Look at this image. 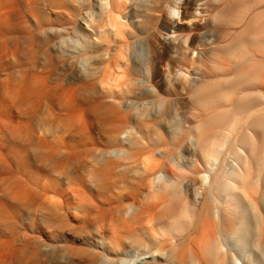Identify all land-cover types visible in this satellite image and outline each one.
<instances>
[{"label": "rangeland", "instance_id": "374dc122", "mask_svg": "<svg viewBox=\"0 0 264 264\" xmlns=\"http://www.w3.org/2000/svg\"><path fill=\"white\" fill-rule=\"evenodd\" d=\"M1 1L3 6L6 1L10 2V0ZM11 1H14V4L10 2L11 6L9 8L7 5L4 7L1 5L3 7L2 12L5 11L2 19L4 17L5 22L7 18L8 27L9 25L14 27L10 26V28H13L10 30L7 27V23L5 22V25L3 21V25L6 28L3 25L0 27V47L1 45L4 47L7 45V48L2 47L3 51L4 49L5 51L0 52V64L4 63V65L0 66V102L4 103V105L0 103V134L4 136L3 138L0 135L2 139L0 141L4 145L0 144V147L3 146L0 158L6 159L4 160L6 165L4 166V162H1L3 159H0V264H3V262L4 264H136L135 261L143 257H149L150 252L168 253L176 247L180 251H185L184 249H187L190 244L195 248L197 247V251L201 254L202 250L206 248L207 237L211 233L207 230L205 234L207 228L205 226V214L215 202L214 198H212V192L215 194L217 192L216 195H218L219 200L222 203L224 202V206L230 207V211L233 209L231 204L233 203V206L236 205V201L240 202L248 211L250 210L253 219L260 226L259 237L262 241L261 246L264 248V133L260 132V134L255 135L250 127L251 119L244 113H242L243 116H239L241 114L237 110L236 99L234 98L233 100L231 96L225 97L228 100L223 97L225 102L221 98L220 101L224 103L216 104L217 106L215 105L216 102L212 103L209 110L208 108H200V110L198 106L195 107L190 97V93L194 89L190 86L192 83L186 82L179 75V71L185 66L184 68L197 70L195 77L199 78V82L207 75L209 77L207 76L205 79L212 82V85L232 77L237 69L235 67L237 65L236 61L215 53L211 55L209 52H214L213 49L218 46L212 45L213 48L209 46V50L200 47L201 37L206 35L210 40H214V43H218L219 40V43L224 41V44H226L233 34L241 32L244 29L243 27L253 21L252 24L254 23L255 27L258 28L254 32L255 37L264 39L262 37L264 36V25H261L264 24V0H130L125 12L127 21L125 18L123 21L124 24L125 21L128 23L125 24L127 26H123L115 18L111 19L98 11V9H95L98 17L94 19L95 21L93 20L94 25L92 24V28L94 27V33L97 36L102 37L101 43L106 44L104 41H107V44L110 43L108 44L109 47L110 45L112 46L110 49L107 47L111 51L109 53L107 49V53L110 54V56L108 54L109 57H105L106 51L102 52L104 49H100V52L89 48L86 49L80 40L79 26H87L84 21V18L88 16L86 15L87 5L84 0ZM91 1L96 4L100 0ZM8 5L10 4L8 3ZM224 6L228 9L227 12L229 14L226 13L220 18L218 16L221 10H227ZM230 7L233 8V13H231ZM235 7H237L236 10ZM91 8L94 9V6ZM171 8L179 10V17L170 13ZM6 11L9 14L12 11L10 16L6 14ZM215 14L218 19L220 18L219 20ZM13 15L17 18L14 19ZM5 16L7 17L5 18ZM11 19L13 24H11ZM216 20L217 22L215 23ZM14 21L18 23L16 22V24ZM112 23L116 25L115 27L119 31L128 33L131 29L130 31L135 35L125 42L121 41L123 40L122 38L119 40L120 37L114 35ZM171 23L179 24L178 34H180L179 38L181 41L187 36L193 39V43H191L192 51L203 52L202 57H204L201 60L197 59L198 61L192 64L183 60L182 44L180 42L173 43L174 35L169 34L167 30ZM20 25L24 28L28 27L25 30ZM52 28L56 29V32L54 30V33H52ZM50 31L52 34L49 33ZM126 35L129 37V34ZM30 36L32 42H34L33 39L36 37L34 44L31 40H28ZM14 38L17 39L15 40ZM114 41H116V44ZM25 42H27L26 46ZM27 46L32 48L30 49L29 47L27 49ZM14 47H16L15 51ZM33 48L35 49V55ZM54 49L56 51L60 50L58 52L62 56ZM22 50L26 54H22ZM28 50L31 55L28 54ZM11 51L12 53L14 52V56H12ZM86 51H88L87 56ZM6 52L9 57L8 54L4 55ZM119 54L122 56L120 57ZM248 54H252L253 63L245 64L244 68L242 67L241 69L242 71H240L246 70V72L256 76L253 84H251L255 88L253 94H256L255 97L261 100L258 102L261 105L258 106L259 109L256 108V112L264 115V44L250 48ZM15 55L17 58H15ZM50 55L53 57V61ZM123 55L130 60L128 66L123 61L125 59ZM77 57L79 58L77 59ZM86 57H88L89 61L91 60V62L88 61L87 65L89 70L80 67V60L83 61ZM7 58H9V62ZM122 58L124 59L122 60ZM4 59L7 64L5 61L3 62ZM30 61H34V63L30 64L32 63ZM45 63H49V65H44ZM44 66L50 71L46 69L50 74H48L49 77L45 76L47 72L43 71L45 70L43 69ZM41 68L43 70H39ZM34 69H36L37 73ZM38 71L43 72L42 75L46 77L45 81H43L44 76L43 78L40 76L42 72L39 75ZM82 71L86 72L83 73ZM32 72L38 74L36 75V80ZM23 75L25 78H23ZM32 77L35 82L38 81V85L35 82L33 83L35 87L30 84L33 82H31ZM218 77L222 78V80ZM7 80L8 82L5 84ZM17 80L18 82H16ZM14 82L18 83V85L20 83L19 87L17 85L14 88ZM40 83L43 85L41 86ZM11 84L12 86L10 87ZM27 84L28 87L30 84L32 89L38 86L35 90L33 89L35 94L31 90L30 93L26 90ZM86 84L94 86L95 91H93L94 89L92 91L85 89ZM6 86L8 87L7 90L10 87V93L12 90L14 92L16 88L20 89L22 87V89L19 90V94L17 89L15 96L10 97V94L7 93L8 91L5 95ZM30 87L29 89H31ZM40 90H43V92ZM38 92H41L39 93L40 95L37 94ZM21 93L22 95H20ZM42 93L43 95H41ZM12 94L14 95V93ZM25 94L30 96V98L25 97ZM19 95L28 100L18 97ZM4 96L13 99L9 101ZM60 96H63L62 98L65 97L62 100L66 104L61 103ZM33 97L35 99L31 100ZM14 99H17V103L21 104L22 106H20L23 108L17 107L18 104ZM73 99L76 101L73 102ZM20 100L25 102L26 105L28 104V107L25 103L22 104ZM70 101L71 103H69ZM113 101L116 102L114 103ZM31 102L33 104L37 102L35 106L33 105L34 108H32ZM106 103L109 107L110 104L114 106L108 107L109 110L114 108L113 113L109 110L107 111ZM3 106L5 108L4 111H2ZM14 106L21 110L19 112L18 110L14 111ZM45 106H49V108H45ZM98 106L107 114L105 112L102 113V109L99 110ZM214 107L219 112L214 110ZM11 111L13 114L9 115ZM215 111L216 113H222L224 124H220L218 127H211L210 121L213 114L215 115ZM90 112L92 113L90 114ZM235 112H238L236 114V116L238 115L237 117L234 115ZM5 113L9 115H7L8 119L6 115V118L4 117ZM15 116H17V119ZM24 117L28 118V120ZM239 117L241 118L238 119ZM3 118L5 119L3 121L4 124L1 122ZM6 120L14 121V127L12 126L13 123L10 125L9 121L5 122ZM45 123L47 125L51 124V126H48V128ZM5 124L11 131L14 130L16 132L19 129V132L16 133L21 134V139L24 136V140L17 139H20L19 134L12 132L14 135H9L7 127L4 128ZM17 124H21V127H16L18 126ZM23 124L26 125L24 126ZM43 126H45V129H49L44 135L47 139L45 137L44 139L42 138L44 132L40 133L43 130L45 131ZM23 130L25 131L23 132ZM202 130L203 132L206 130L204 132L205 135L209 134L214 137L210 136V142H213V144H209L214 146V148L208 146L205 151L200 150L198 136ZM118 132L119 137L116 141L113 136L118 134ZM47 133L51 135L50 138ZM252 133L257 139L255 143L248 141L243 144L240 140L243 135ZM8 135L13 136V139L16 138V135V143H14V140H10L12 138ZM38 137L44 141L46 139V143L41 140L45 145L49 144L48 147L50 145L53 147H50L53 150L51 153L49 152L51 151L50 149L47 150L48 147L43 151L45 147L43 143L44 146L38 141V143H33ZM5 138H8L7 140L11 144L5 141ZM17 141L19 144H17ZM3 142L8 144V147ZM12 144L14 147L16 145V147L12 148ZM41 146L43 149H41ZM35 147H37L36 149L39 147L41 152L48 154H42ZM6 148L7 150H4ZM9 148H12V150L10 151ZM20 149L21 152L24 150L23 154L20 152L22 154L21 157L25 153L27 156L21 158L20 154H18ZM25 149H27L28 153ZM210 150L215 152V154L217 153L210 158L212 160L208 158ZM14 151H16V156L13 155ZM10 152H13L11 158L9 157ZM39 152L43 156H39ZM4 153L5 156L7 155L6 158L3 157ZM237 154L240 156H237ZM41 157L44 158L42 161ZM56 157L57 159L58 157L63 159V161L58 159L57 163ZM34 161H38V165L41 162L48 164L50 161L56 166L59 164L60 167L58 169L55 166V168L51 167L52 164L50 163V167L45 164L47 171H50L48 173L43 163V165L40 164L41 168L39 169V167H36L37 163L35 166ZM60 161L62 162L59 163ZM214 163H216L215 166ZM7 164L9 165L7 166ZM17 164L18 166L20 164V168L23 169H20ZM32 165L35 167L31 168ZM6 166L8 169L9 167L10 169L12 168L13 171L8 170ZM3 167L9 172L6 169L4 171ZM25 167L27 171L24 169ZM48 168L51 169L48 170ZM22 170H25L28 175H24L25 173ZM229 170L230 172H228ZM42 171L45 172L43 173ZM61 171H64V174L61 175ZM19 172H22L23 175ZM18 173L23 176V179L26 178L28 182L25 179L23 181ZM224 173H228V175L224 176L225 180H221ZM8 174L9 176H7ZM35 174H40L38 175L40 179L44 174L47 180L44 176V179L40 180ZM157 174L163 176L161 182L158 183L155 181ZM16 175L19 177H16ZM13 178H18L21 183L19 182L17 186L16 179L13 181ZM11 180L13 181L12 184ZM21 184L22 187L20 186ZM174 184L179 187H174ZM42 185L45 188L42 189ZM9 186H12L13 190ZM218 187L221 189H219L220 192L216 189ZM25 191H27L26 195L29 196H25ZM29 192L31 196L28 194ZM26 198H29V201ZM196 198L200 202L196 201ZM153 204L158 206L157 212L160 214H165V210H167V213L171 212L172 215L169 213L171 219L162 224L154 222V219L151 222L149 218L154 217L153 212L155 210H150L149 207L153 208ZM195 204L197 205L195 206ZM173 210L176 211L173 212ZM187 215V218L190 219L191 217L192 225L189 223V219L187 220L186 218V222L190 226L185 232V235L189 234L188 237H185V240L183 238L184 235L181 236L183 239L181 240L166 234L165 230L169 231L170 225L180 232V222H177L180 221L179 219L182 216V218H185ZM202 224L206 228H203ZM213 232L218 235L216 229ZM175 233L178 234L177 231ZM113 235H116V237L119 235L122 241L119 240V237V239L115 237L120 241V248L112 247L113 250H109L113 252L110 258L111 261H107V258L103 257V253L96 248V244L105 243L104 245L107 244L106 246L109 247L111 243L107 237ZM256 252H260V250L256 248ZM148 260V262H151L148 264H155L152 259Z\"/></svg>", "mask_w": 264, "mask_h": 264}, {"label": "bare ground", "instance_id": "6f19581e", "mask_svg": "<svg viewBox=\"0 0 264 264\" xmlns=\"http://www.w3.org/2000/svg\"><path fill=\"white\" fill-rule=\"evenodd\" d=\"M29 0H27V2H28ZM32 1V0H31ZM85 1V4L87 5V14L86 15H88L87 17H85L84 18V21H85V23L87 24V26L85 25H81V26H79V29H78V32L80 33L79 35H80V37H81V41H82V43H83V45H84V47H86V49L87 48H89V49H93V51L94 50H96V51H99L100 49L102 50V49H104L102 52H104V51H106V55L105 54H103V55H105V57H107L108 56V54L111 52L109 49L112 47L111 45H110V47H109V45L108 44H110V43H108L107 44V41H104V42H106V44H104V43H101V38L102 37H99V35L97 36V34H95L94 33V31H95V29H93L92 28V24H93V20L95 19V18H97L98 17V13L97 12H95V9H98V11H100L101 13H104V15H107V17H110L111 19H113V18H115L118 22H120L121 24H123V26H127V25H125L127 22V17L125 18V12H126V10H127V6H128V3L130 2V0H100V1H98V2H96V4L94 3V2H92L91 0H84ZM240 1V0H239ZM10 2L12 3V4H14V1L12 2L11 0H10ZM10 2H8V1H6V3H3L4 4V6L5 5H7L8 6V8H9V6H11V3ZM8 3L10 4V5H8ZM26 3V2H25ZM233 3V2H232ZM239 4H241L240 2H238ZM237 3V5H239ZM244 3V2H243ZM249 3V2H248ZM15 4H16V1H15ZM261 4V3H260ZM1 5H2V1L0 0V19H2V16L4 15L3 13L5 12H2V8L4 7L3 5V7H1ZM95 5H96V8H95ZM250 5V4H249ZM6 6V7H7ZM94 6V9L93 8H91V7H93ZM231 6V5H230ZM236 6V5H235ZM245 6V5H244ZM24 7V6H23ZM168 7V6H167ZM225 7V6H224ZM233 7V6H232ZM232 7H230L231 8V13H233L232 12ZM253 7V6H252ZM100 8V9H99ZM226 8V7H225ZM236 8L237 7H235V10H236ZM227 9V8H226ZM240 9V8H239ZM4 10V9H3ZM9 10V9H8ZM10 11V10H9ZM97 11V10H96ZM170 13L172 14V15H175V16H178L179 17V15H180V13H179V10L178 9H170ZM228 9L227 10H225V9H222L221 10V12L219 13V16L218 17H220V18H222V16H224L226 13L227 14H229L228 12ZM8 11H6V14H9V12L7 13ZM12 12V11H11ZM11 12H10V14H11ZM17 13H18V11H16ZM16 12H15V15H16ZM23 12V11H22ZM100 12H99V14H100ZM229 12H230V10H229ZM258 13V12H257ZM10 14L8 15V16H10ZM15 15H13V17L15 16ZM130 15V14H129ZM25 16V15H24ZM126 16H127V14H126ZM215 16H216V14H215ZM7 16H5V18H6ZM105 17V16H104ZM252 17V16H251ZM257 17V16H256ZM15 18H17V17H14V19ZM20 18V17H19ZM124 18L126 19V21H125V24L123 23V21H124ZM216 18H217V16H216ZM219 18V19H220ZM226 18V17H225ZM255 18V17H254ZM7 19V18H6ZM6 19H5V22H6ZM131 19V18H130ZM183 19V18H182ZM218 19V18H217ZM218 19V20H219ZM224 19V18H223ZM8 20V19H7ZM12 20V19H11ZM226 20V19H225ZM1 21V25H0V27H2V25H3V22H4V17H3V19L2 20H0ZM3 21V22H2ZM95 21V20H94ZM4 22V24L6 25V23ZM15 23L17 22V21H14ZM25 22H27V21H25ZM217 22V20L215 21V23ZM252 22L253 21H251V23H248L245 27H243L242 29V31L241 32H239V33H237V34H233V36H231V38H230V40H227L228 42H226V44H224V41L223 42H221V43H219V40H218V43L216 44V43H214L215 41L214 40H210L209 38H208V36H206V35H203L202 37H201V46L200 47H203V48H207L208 50H209V46H211L212 48H213V46H215V45H217L218 47H216V48H214L213 50H214V52H209L211 55H213L212 53H215L216 55L218 54L219 56L220 55H223V57H225V58H230V59H232V60H235L236 61V63H237V65L235 66L237 69H236V72L234 73V75L232 76V77H230V78H228V79H225V80H222V78H220V77H218V78H220L222 81H220L219 83H214V85H212L213 83L212 82H210V81H208V79L206 80L205 78H207V76L206 77H203V79L202 80H200V82H199V78H197V77H195V74L197 73L196 71L197 70H191V68L190 69H188V68H184V67H182L183 69H181L180 71H179V75H180V77H182L186 82H188V83H192L191 85L190 84H188V85H190L191 87H193L194 89H193V91L190 93V97H191V99H192V102H193V104L195 105V107L196 106H198L199 107V109L200 108H202V109H207L208 108V110H209V107H210V105L212 104V103H215V105L217 104H219V103H221L222 101H220L221 100V98H222V100L224 101V99H223V97L225 98V97H229V96H231V97H233V100H234V98L236 99L235 100V104H236V107H237V110H238V112L240 111V114L241 115H239V116H243V114L242 113H244V114H247L248 116H249V118L251 119V122H250V127H251V129L253 130V132L255 133V135H258V133L260 134V132H262V133H264V115H260V112H256V108H258V106L259 105H261L260 103H258L259 102V100L260 99H257V97H255V95L253 94V90L255 89L254 88V86H251V84H253V81L255 80V78H256V76L254 75V74H252V73H248V72H246V70H243V72H241L242 70V67L245 65V64H247V63H250V62H252V57H251V55L252 54H248V52H249V49L250 48H253V47H255V46H257V45H260V44H264V39H257L255 36V34H254V32L256 31V29H258V28H256L255 27V25H254V23L252 24ZM259 22V21H258ZM10 23V22H9ZM18 23V22H17ZM16 23V24H17ZM21 23V22H20ZM115 23V22H114ZM11 24H13V20H12V23ZM113 24V23H112ZM118 24V23H117ZM128 24V23H127ZM94 25V24H93ZM262 26L264 25V24H261ZM10 26L12 27L13 25H9V27H8V23H7V27L8 28H10ZM21 26V25H20ZM19 26V27H20ZM24 26V25H23ZM116 25L115 24H113L112 25V29H113V31L115 32V34L114 35H116V37H120V39L119 40H121V38L123 39V40H121V41H123V42H125V41H127L130 37H133L135 34L133 33V32H131L130 30L128 31V33H126V32H122V31H119L118 29H116L117 27H115ZM3 27H5L4 25H3ZM14 27V26H13ZM22 27V26H21ZM27 27L28 26H26L25 28L27 29ZM179 24L177 23H171V26H169L168 27V33L169 34H172V35H174V38L172 39V42L173 43H181L182 44V50H183V53H184V56H183V60L184 61H186V62H190V64H192L193 62H197L198 60H201L203 57H202V55H203V52H197V51H192V48H191V43H193V39H191L190 38V36H187L186 38H184L182 41H181V39L179 38L180 37V34H178V32H179ZM225 27V26H224ZM230 27V26H229ZM6 28V27H5ZM4 28V29H5ZM23 29H25L24 27H22ZM120 28V27H119ZM13 28H10V30H12ZM15 29V28H14ZM17 29H19L18 27H17ZM22 29V30H23ZM25 29V30H26ZM53 29V28H52ZM51 29V31H52V33H54V32H56V29H53L52 30ZM92 29V30H91ZM121 29V28H120ZM55 30V31H54ZM97 30V29H96ZM124 30V29H123ZM222 30V29H221ZM234 30H236V29H234ZM5 31V30H4ZM15 31H17V30H15ZM28 31V30H27ZM30 31V30H29ZM51 31L49 32V33H51ZM54 31V32H53ZM238 31V30H237ZM2 32V31H1ZM13 32V31H12ZM44 32V31H43ZM42 32V33H43ZM122 32V33H121ZM223 32V31H222ZM227 32V31H226ZM28 33V32H27ZM51 33V34H52ZM205 33V32H204ZM219 33V32H218ZM224 33V32H223ZM232 33V32H231ZM231 33H229V34H231ZM263 33V32H262ZM12 34V33H11ZM16 34V33H15ZM30 34H31V32H30ZM120 34V35H119ZM126 34H129V37L126 35ZM184 34V33H183ZM192 34V33H191ZM10 35V34H9ZM20 35V34H19ZM28 35V34H27ZM78 35V36H79ZM171 35V36H172ZM199 35H200V33H199ZM228 35V34H227ZM186 36V35H185ZM217 36H218V34H217ZM221 36V35H220ZM9 37V36H8ZM196 37V36H195ZM262 37H264V36H262ZM18 39H19V37H17ZM16 38V39H17ZM28 38V37H27ZM15 39V38H14ZM13 39V40H14ZM15 39V40H16ZM105 39V38H104ZM220 39V38H219ZM12 40V41H13ZM29 41L31 40V36H30V39H28ZM35 40H36V37H35V39H33V41L35 42ZM38 40V39H37ZM79 40V41H80ZM108 40H110V39H108ZM115 40H116V38H115ZM199 40V39H198ZM7 41V40H6ZM11 41V40H10ZM18 41V40H17ZM28 41V42H29ZM102 41V42H103ZM120 41V42H121ZM214 41V42H213ZM5 42V41H4ZM13 42H15V41H13ZM13 42H12V44H13ZM31 42H32V40H31ZM31 42H29V43H31ZM34 42H32L33 44H34ZM110 42V41H109ZM116 41H114V43H115ZM3 43V42H2ZM11 43V42H10ZM17 43V42H16ZM1 44V43H0ZM7 44V43H6ZM26 44H27V42H25V46H26ZM116 44V43H115ZM121 44V43H120ZM5 45V44H4ZM14 45H15V43H14ZM31 45V44H30ZM50 45H51V43H50ZM55 45H57V44H55ZM54 45V46H55ZM82 45V44H81ZM125 45V44H124ZM213 45V46H212ZM9 46V45H8ZM18 46V45H17ZM114 46V45H113ZM129 46V45H128ZM2 47H4L3 45H1V47L0 48H2ZM6 48H7V45L5 46ZM4 47V48H5ZM30 46H27L26 48L28 49ZM36 47V46H35ZM82 47V46H81ZM107 47H109V49L107 48ZM210 47V48H211ZM263 47V46H262ZM13 48V47H12ZM15 49H14V51L16 50V47H14ZM32 47H30V49H31ZM54 48H56V47H54ZM203 48H201V49H203ZM29 49V50H30ZM107 49L109 50V53H107ZM125 49V48H124ZM181 49V48H180ZM1 51V53L2 52H4L5 51V49H4V51H3V48L2 49H0ZM12 50V49H11ZM25 51H26V49H24ZM28 50V51H29ZM82 50H83V48H82ZM206 50V49H205ZM212 50V49H211ZM254 50H255V48H254ZM20 51V50H19ZM25 51H23L22 50V54H26L25 53ZM31 52H32V50H30ZM29 51V52H30ZM33 53H34V55H35V49L33 48ZM37 51V50H36ZM50 51V50H49ZM54 51H56V49H54ZM58 51H60V50H58ZM58 51H56V52H58ZM203 51V50H202ZM253 51V50H252ZM8 53H9V51H7ZM6 52V54H4V55H7L8 53ZM28 52V54H30L31 55V52L29 53ZM61 52H63V51H61ZM87 52L88 51H86L85 53H86V56H87ZM100 52V51H99ZM116 52V51H115ZM0 53V54H1ZM16 53H17V51H16ZM15 53V54H16ZM49 53V52H48ZM59 53V52H58ZM85 53H82V54H85ZM2 54V55H3ZM11 54H12V56H14L13 54H14V52L12 53V51H11ZM22 54H20L21 56H22ZM60 54V53H59ZM58 54V55H59ZM96 54H97V52H96ZM115 54V53H114ZM157 54V53H156ZM194 54V56H192ZM4 55H3V57H4ZM18 55V54H17ZM57 55V54H56ZM61 55V54H60ZM120 55V57L122 56L121 54H119ZM205 55V54H204ZM51 56V55H50ZM62 56V55H61ZM61 56H57V57H61ZM109 56H110V54H109ZM108 56V57H109ZM112 56V55H111ZM124 56V55H123ZM159 56V55H158ZM157 56V57H158ZM257 56V55H256ZM8 57H9V54H8ZM52 57V56H51ZM56 57V56H55ZM5 58V57H4ZM15 58H17L16 57V55H15ZM25 58H27V57H25ZM32 58V57H31ZM79 57H77V59H78ZM88 57H86V59H82L83 61H81L80 60V64H81V68H87L88 69V59H87ZM89 58H92V57H89ZM111 58V57H110ZM124 58H125V56H124ZM124 58H122V60L124 59ZM160 58V57H159ZM196 58V59H195ZM8 59V62H9V58H7ZM11 59V58H10ZM119 59H121V58H119ZM126 59V58H125ZM123 60V61H125L124 63H125V65L126 66H128L129 65V59L127 58L126 60ZM198 59V60H197ZM20 60V59H19ZM34 60H36L35 58H34ZM232 60H231V62H232ZM5 61V59L3 60V62ZM52 61H53V57H52ZM218 61H220V60H218ZM238 61V62H237ZM253 61H254V58H253ZM257 61V60H256ZM26 62H27V60H26ZM30 62H32V61H30ZM49 62V61H48ZM89 62H91V60L89 61ZM224 62V61H223ZM226 62V61H225ZM5 63L7 64V62L5 61ZM34 63V61L32 62V63H30V64H33ZM41 63V62H40ZM253 63V62H252ZM3 65H4V63H2ZM2 64H0V66L2 65ZM14 64H16V63H14ZM30 64H28V65H30ZM50 64H51V62H50ZM79 64V65H80ZM90 64V63H89ZM202 64V63H201ZM203 64H204V62H203ZM207 64V63H206ZM224 64V63H223ZM44 65H49V63H45ZM91 65V64H90ZM89 65V66H90ZM194 65V64H193ZM259 65V64H258ZM94 66V65H93ZM222 66V65H221ZM17 67V66H16ZM25 67H27L26 65H25ZM36 67V66H35ZM45 67V68H44ZM43 67V69H45V70H43L42 68L41 69H39V70H43L44 72H47V75L45 74V76H48V71H49V69L48 68H46V66H44ZM223 67H225V66H223ZM247 67V66H246ZM245 67V68H246ZM14 68V67H13ZM29 68H30V66H29ZM28 68V69H29ZM38 68V67H37ZM51 68V67H50ZM233 68H234V66H233ZM244 68V67H243ZM46 69H48V71H46ZM83 69V70H84ZM247 69V68H246ZM261 69V68H260ZM7 70V69H6ZM9 70V69H8ZM32 70V69H31ZM30 70V71H31ZM35 70V72L37 73V71H36V69H34ZM89 70V69H88ZM88 70H86V71H88ZM226 70V69H225ZM241 70V71H240ZM5 71V70H4ZM27 71H29V70H27ZM86 71H82L83 73H85ZM230 71V70H229ZM17 72V71H16ZM39 73V75H40V72H42V71H38ZM50 72V71H49ZM196 72V73H195ZM261 72V71H260ZM4 73V72H3ZM9 73V72H8ZM19 73V72H18ZM33 73V72H32ZM34 74L33 73V75H34V79L37 77L36 75H38V74ZM200 73V72H199ZM24 74V73H23ZM25 74H26V72H25ZM43 74V72L41 73V77L43 78V76L44 75H42ZM88 74V73H87ZM207 74V73H206ZM232 74V73H231ZM50 75V74H49ZM90 75V74H89ZM204 75V74H203ZM13 76V75H12ZM24 76V75H23ZM44 76V80L43 81H45V79H46V77ZM222 76V75H221ZM18 77V76H17ZM22 77V76H21ZM31 77V76H30ZM49 77V76H48ZM209 77V76H208ZM223 77V76H222ZM23 78H25V76L23 77ZM27 78V77H26ZM39 79H41L40 77H38ZM21 79V78H20ZM39 79H37V80H39ZM51 79V78H50ZM152 79V78H151ZM215 79V78H214ZM36 80V79H35ZM35 80H33V77H32V80H31V82L32 83H30L31 84V86L33 87L35 84H33L34 82H35ZM213 80V79H212ZM5 81V80H4ZM22 81V80H21ZM23 81H24V79H23ZM7 82H8V80L6 81V83L5 84H7ZM16 82H18V80L16 81ZM16 82H14V88H15V86H17L18 85V83H16ZM20 82V81H19ZM29 82H30V80H29ZM38 81H36L35 83H37ZM10 83H13V82H10ZM9 83V84H10ZM15 83H16V85H15ZM21 83V82H20ZM20 83H19V85H20ZM41 83H43V82H41ZM41 83H40V85H41ZM50 83H52V82H50ZM3 84V83H2ZM24 84H25V81H24ZM24 84H22V85H24ZM30 84H29V87H30ZM33 84V85H32ZM45 84V83H44ZM46 84H48L47 82H46ZM19 85H18V87H19ZM37 85H38V83H37ZM39 85V86H40ZM43 85V84H42ZM41 85V86H42ZM50 85V84H49ZM187 85V86H188ZM4 86V85H3ZM8 86V85H7ZM5 87L6 89H5V95L7 94V93H9L10 94V97H12V96H15V91L18 89V88H16V90H14V92H12L11 91V93L9 92V90H10V87L12 86V84L10 85V87H9V90H7V88L8 87ZM29 87H28V84H27V86L25 87L26 88V90H28V92L30 93V90L33 92L38 86H36V88L33 90L31 87V89H29ZM35 87V86H34ZM75 87V86H74ZM94 87V86H93ZM92 86H89V85H85V89H87V90H90V91H92L94 88H93ZM24 88V89H25ZM47 88V87H46ZM20 89H22V87H20ZM20 89H18V94H19V90ZM24 89H23V91H24ZM151 89H154V88H151ZM191 89V88H190ZM8 91V92H7ZM23 91H21L22 93H23ZM41 92H43V90H40ZM45 91V90H44ZM49 91H51V90H49ZM93 91H95V89L93 90ZM191 91V90H190ZM189 91V92H190ZM255 91V90H254ZM257 91H259V90H257ZM4 92V91H3ZM2 92V93H3ZM7 92V93H6ZM26 93H27V91H25ZM32 92H31V96H32ZM41 92H38L37 94L38 95H40L39 93H41ZM47 92V91H46ZM96 92H97V89H96ZM261 92V91H260ZM12 93H14V95L12 94ZM17 93V92H16ZM22 93L20 94V95H22ZM34 93V92H33ZM156 93V92H155ZM1 94V93H0ZM12 94V95H11ZM28 94V93H27ZM35 94V93H34ZM45 94V93H44ZM53 94V93H52ZM20 95L18 96V97H20ZM24 95V94H23ZM26 95V94H25ZM41 95H43V93L41 94ZM87 95V94H86ZM35 96H37V95H35ZM48 96V95H47ZM89 96V95H88ZM263 96H264V94H263ZM5 98H7V99H9L8 98V96H4ZM25 97H28V98H30V96H28V95H26ZM25 97H23V96H21L20 98H24V99H26V100H28L27 98H25ZM49 97H51V96H49ZM48 97V98H49ZM53 97V96H52ZM61 97V96H60ZM63 97V96H62ZM59 98L60 100H62V99H64V98ZM15 98V97H14ZM39 98V97H38ZM55 98V97H54ZM85 98V97H84ZM10 99H13V98H10ZM9 99V101H12V100H10ZM18 99V98H17ZM17 99H14L15 100V102L17 103ZM24 99H22V100H24ZM34 100L35 98L33 97V98H31V100ZM57 99H58V96H57ZM86 99V98H85ZM225 99H227V98H225ZM1 100V99H0ZM14 100H13V102H14ZM26 100H24V101H26ZM36 100H37V98H36ZM87 100V99H86ZM228 100V99H227ZM3 101H5V100H3ZM74 101H76L75 99H73V102ZM79 101V100H78ZM261 101V100H260ZM6 102V101H5ZM18 102H19V99H18ZM20 102H21V100H20ZM27 102V101H26ZM29 102H30V100H29ZM35 102V101H34ZM40 102H41V100H40ZM49 102V101H48ZM64 102V100H62L61 101V103H63ZM80 102V101H79ZM101 102V101H100ZM114 102V101H113ZM112 102V103H113ZM116 102V101H115ZM114 102V103H115ZM225 102V101H224ZM224 102H222V103H224ZM226 102H228V101H226ZM1 103V102H0ZM10 103H12V102H10ZM15 103V104H16ZM22 104L23 103H25V102H21ZM37 103V102H36ZM36 103L35 104H33L32 102L30 103V104H32V108H34V106L36 105ZM55 103V102H54ZM58 103L60 104V102L58 101ZM69 103H71V101L69 102ZM89 103V102H88ZM92 103V102H91ZM113 103V104H114ZM262 103V102H261ZM2 104V103H1ZM6 104V103H5ZM18 104V103H17ZM16 104V105H17ZM39 104V103H38ZM49 104V103H48ZM58 104V105H59ZM63 104H66V103H63ZM72 104H74V103H72ZM71 104V105H72ZM90 104V103H89ZM102 104V103H101ZM110 104V103H109ZM234 104V105H235ZM2 105H4V103L2 104ZM1 105V106H2ZM15 105V106H16ZM19 105V106H18ZM17 105V107H19V108H23V107H21L22 105L21 104H18ZM21 105V106H20ZM25 105H26V103H25ZM28 105V104H27ZM26 105V106H27ZM34 105V106H33ZM46 105H47V103H46ZM50 105V104H49ZM55 105V104H54ZM75 105H77V104H75ZM74 105V106H75ZM91 105V104H90ZM89 105V106H90ZM98 105V104H97ZM111 105L112 104H110V107H111ZM193 105V106H194ZM216 105V106H217ZM226 105V104H225ZM14 106V107H15ZM107 106V107H106ZM106 108H107V111L109 110L108 109V107H109V105H107V103H106ZM113 106V105H112ZM164 106V105H163ZM214 106V105H213ZM232 106V105H231ZM12 107V106H11ZM17 107H15V109H14V111L15 110H18V112L21 110V109H18ZM28 107V106H27ZM58 107V106H57ZM59 107H60V105H59ZM62 107V106H61ZM71 107V106H70ZM69 107V108H70ZM96 108H97V106H95ZM99 107V106H98ZM102 107V106H101ZM105 107H103V108H105ZM109 107V108H110ZM114 107V106H113ZM128 107H129V105H128ZM233 107V106H232ZM13 108V107H12ZM11 108V109H12ZM17 108V109H16ZM25 108V107H24ZM37 108V107H36ZM40 108H41V105H40ZM45 108H49V106H45ZM63 108V107H62ZM126 108V107H125ZM124 108V109H125ZM212 108V107H211ZM215 108V107H214ZM219 108H221L220 106H219ZM223 108V107H222ZM225 108H227V107H225ZM4 106H3V110L2 111H4ZM6 109H7V106H6ZM43 109V108H42ZM60 109V108H59ZM85 109V108H84ZM102 108H100L99 107V110H101ZM259 109V108H258ZM9 110V109H8ZM8 110H6L7 112H8ZM38 110V109H37ZM45 110V109H44ZM64 110H65V108H64ZM63 110V111H64ZM114 108H112L111 110H109V111H111V113H113L114 111ZM196 110V109H195ZM201 110V109H200ZM214 110H217L218 112H219V110L217 109V108H215ZM221 110V109H220ZM13 111V110H12ZM12 111L10 112V114L9 115H11V114H13L12 113ZM13 111V112H14ZM34 111V110H33ZM47 111H48V109H47ZM46 111V112H47ZM76 111V110H75ZM102 111V113H104L103 112V109L101 110ZM205 111V110H204ZM210 111H213V110H210ZM235 111H236V109H235ZM258 111H260V110H258ZM0 112H1V109H0ZM84 112H85V110H84ZM88 112V111H87ZM207 113H209L208 111H206ZM216 113V111L214 112L215 113V115L213 114V117H212V119H211V121H210V126L211 127H218L220 124L222 125V124H224L223 123V120H224V117L220 114V113ZM237 112V113H238ZM255 112V113H254ZM9 113V112H8ZM23 113H25V111H23ZM30 113V112H29ZM92 112H90V114H91ZM101 113V112H100ZM212 113V112H211ZM236 112L234 113V115H235V117H237L236 116V114H237ZM2 114V113H1ZM46 114V113H45ZM105 114H107L106 112H105ZM109 114H110V112H109ZM205 114V113H204ZM5 115H6V113L4 114V117H5ZM8 115V114H7ZM7 115H6V117H7ZM8 115V116H9ZM26 115V114H25ZM50 115V114H49ZM246 115V116H247ZM3 116V115H2ZM12 116H14V115H12ZM245 116V115H244ZM247 116V117H248ZM5 117V118H6ZM11 117V116H10ZM16 117V119H17V116H15ZM14 117V118H15ZM19 117V116H18ZM27 117V116H26ZM26 117H24V118H26ZM31 117H33V116H31ZM50 117V116H49ZM2 118V117H1ZM12 119H13V117H11ZM22 118V117H21ZM30 118V117H29ZM41 118H43V117H41ZM47 118H48V116H47ZM241 117H239L238 119H240ZM7 119H8V117H7ZM10 119V118H9ZM27 120H28V118H26ZM49 119V118H48ZM47 119V120H48ZM83 120H84V118H82ZM244 119V118H243ZM5 119L3 118V120L1 121V122H3ZM11 120V119H10ZM208 120V119H207ZM237 120V119H236ZM7 121H9V120H6L5 122H7ZM14 121H15V119H14ZM13 121V122H14ZM20 121V120H19ZM50 121V120H49ZM12 121H9V123H10V125H11V123H13ZM21 122V121H20ZM30 122V121H29ZM35 122V121H34ZM44 122V121H43ZM43 122H41L42 124H43ZM48 122V121H47ZM46 122V123H47ZM52 122V121H51ZM87 122V121H86ZM17 123V122H16ZM19 123V122H18ZM21 123H23V122H21ZM37 123H39V122H37ZM45 123V124H46ZM49 123V122H48ZM209 123V122H208ZM3 124H4V122H3ZM7 124V123H6ZM5 124V125H6ZM26 124L28 125V122L26 121ZM26 124H23L24 126L26 125ZM41 124V125H42ZM86 124V123H85ZM201 124V123H200ZM0 125H1V123H0ZM9 125V126H10ZM18 125V124H17ZM29 125H30V123H29ZM44 125V124H43ZM207 125V124H206ZM206 125H204V126H206ZM4 126V125H3ZM3 126H2V128H3ZM12 126L14 127V123L12 124ZM46 126L48 127H50L51 126V124H49V125H47L46 124ZM63 126V125H62ZM65 126V125H64ZM5 127H7V125L6 126H4V128ZM16 127H21V124H19L18 126H16ZM38 127V126H37ZM44 127V129H45V126H43ZM46 127V128H47ZM48 127V128H49ZM12 128V127H11ZM25 128V127H24ZM27 128V127H26ZM65 128V127H64ZM1 129V128H0ZM14 129V128H13ZM28 129V128H27ZM39 129V128H38ZM40 129H41V127H40ZM63 129V128H62ZM125 129V128H124ZM203 129V128H202ZM212 129H214V128H212ZM4 130H6V129H4ZM7 130H9V132L8 131H6V132H8L9 133V135L11 134V135H14V134H12V132L13 133H16V132H19V129H18V131L16 130V132H14V130L13 131H11L10 129H8V127H7ZM22 130V129H21ZM50 130H52L51 128H50ZM11 131V132H10ZM25 130H23V132H24ZM46 131H49V129L47 130V129H45V131L43 130V131H41L40 132V130H39V132L40 133H43L44 132V134H43V136H42V138L44 139V135H46ZM55 131V130H54ZM64 131V130H63ZM117 131V130H116ZM206 131V130H205ZM204 131V132H205ZM1 132V131H0ZM36 132H38V131H36ZM35 132V133H36ZM38 132V133H39ZM204 132H203V130L201 131V133L199 134V136H198V145L200 146V150H202V151H205L207 148H208V146L210 147V148H214V146H210L209 144L211 143L210 142V136L211 135H205L204 134ZM208 132V131H207ZM22 133V132H21ZM28 133V132H27ZM26 133V134H27ZM17 134V133H16ZM19 134V133H18ZM17 134V135H18ZM25 134V135H26ZM30 134V133H29ZM31 134H33V132H31ZM48 134V133H47ZM0 135H2V134H0ZM8 135V136H9ZM20 135L21 134H19L18 136L20 137ZM34 135V134H33ZM38 135V134H37ZM36 135V136H37ZM39 135V136H40ZM49 135V136H48ZM47 136L50 138L51 137V135L50 134H48ZM264 135V134H263ZM3 136V135H2ZM1 136V137H2ZM31 136V135H30ZM121 136V135H120ZM190 136V135H189ZM6 137H7V135H6ZM9 137H11V136H9ZM13 137V136H12ZM11 137V138H12ZM15 137L17 138V136L15 135ZM32 137V136H31ZM119 137V132H118V134H114V136H113V138H114V140H116L117 141V138ZM211 137H213V136H211ZM257 137H259V136H257ZM3 138H4V136H3ZM15 138V139H16ZM22 138V136L20 137V139L19 138H17L18 140H24V136H23V139H21ZM35 138V137H34ZM41 138V139H42ZM46 138V137H45ZM49 138H48V140H49ZM112 138V137H111ZM214 138V137H213ZM213 138H211V139H213ZM255 138V139H254ZM1 139V138H0ZM6 139V138H5ZM8 139V138H7ZM5 140V141H8L9 142V140ZM15 139H10V140H14V143H16V141H15ZM38 139L39 140H41L39 137H38ZM36 140V141H33V143L35 144V142H41L40 144H42L43 142H45L46 141V139H45V141L43 140V142H42V140L41 141H39V140ZM124 139H126V138H124ZM189 139V138H188ZM2 140V139H1ZM35 140V139H34ZM225 140V139H224ZM241 140V142L243 143V144H246V142H248V141H250V142H253V143H255V140H257L256 139V136L254 137V134L252 133V134H244L243 135V137H242V139H240ZM4 141V142H5ZM32 141V140H31ZM50 141V140H49ZM260 141V140H259ZM1 142V141H0ZM3 142V143H4ZM7 142V143H8ZM18 142V141H17ZM21 142V141H20ZM27 142V141H26ZM37 142V143H38ZM48 142V141H47ZM114 142V141H113ZM125 142V141H124ZM224 142V141H223ZM10 143V142H9ZM13 143V142H12ZM22 143H23V141H22ZM46 143V142H45ZM45 143H43L44 145H45ZM51 143V142H50ZM119 143V142H118ZM217 143V142H216ZM216 143H214L215 145H216ZM0 144H2V142L0 143ZM4 144H6V143H4ZM11 144V143H10ZM17 144H19V142L17 143ZM39 144V145H40ZM42 144V145H43ZM48 144V143H47ZM213 144V142L211 143V145ZM252 144V143H251ZM3 145V144H2ZM8 144H6V146H7ZM13 145V144H12ZM11 145V146H12ZM27 145V144H26ZM28 145H30V144H28ZM43 145V146H44ZM4 146V145H3ZM2 146V147H3ZM33 146V145H32ZM35 146V145H34ZM49 146V144L48 145H45V147H44V149L42 148V146H41V149H43V151L44 150H46L45 148L46 147H48ZM254 146V145H253ZM2 147H0V150H1V154H0V156L2 155ZM8 147V146H7ZM10 147V146H9ZM14 147V145L12 146V148ZM15 147H16V145H15ZM14 147V148H15ZM20 147H25V146H20ZM50 147H52L51 145H50ZM50 147H48V149L47 150H49L50 149ZM12 148H9V150L11 151L12 150ZM19 148V147H18ZM37 147H35V149H36ZM53 148V147H52ZM17 149V148H16ZM16 149H14V150H16ZM38 149H39V147H38ZM38 149H36L37 151H38ZM262 149V148H261ZM4 150H7V148L6 149H4ZM8 150V151H9ZM18 150V149H17ZM23 150V149H22ZM27 149H25V151H26ZM40 150V149H39ZM51 151H49L50 153L53 151L52 149H50ZM24 151V150H23ZM22 151V152H23ZM211 152H209L208 153V158L210 159L211 157H213L214 155H216L215 154V152H213L212 150H210ZM231 151V150H230ZM238 151V150H237ZM236 151V152H237ZM253 151V150H252ZM15 152L16 151H14V154L13 155H15L16 156V154H15ZM20 152H21V149L19 150V153L18 154H20ZM21 152V153H22ZM27 152V151H26ZM40 152H41V150H40ZM39 152V153H40ZM48 152V151H47ZM235 152V153H236ZM11 153V152H10ZM13 153V152H12ZM12 153L9 155V157L11 158V155H12ZM28 153V152H27ZM30 153V152H29ZM42 154L43 153H45V152H41ZM41 153L40 154H38L39 156H43V155H41ZM7 154H9V152H7ZM23 154V153H22ZM22 154H20V157H21V155ZM26 154V153H25ZM24 154V156H27V154L25 155ZM45 154H48V153H45ZM57 154V153H56ZM62 154V153H61ZM127 154V153H126ZM252 154V153H251ZM29 155V154H28ZM53 155H54V152H53ZM59 155H60V153H59ZM202 155H204V154H202ZM254 155V154H253ZM7 156V155H6ZM6 156H5V153L3 154V157H5L6 158ZM17 156H19V155H17ZM24 156H22V157H24ZM56 156H58V155H56ZM233 156V155H232ZM237 156H240L239 154H237ZM14 157V156H13ZM20 157H17V158H20ZM21 157V158H22ZM30 157V156H29ZM44 157H45V155H44ZM49 157V156H48ZM259 157V156H258ZM8 158V157H7ZM15 158V157H14ZM47 158V157H46ZM50 158V157H49ZM54 158H55V155H54ZM53 158V159H54ZM215 158V157H214ZM233 158V157H232ZM0 159H3V158H0ZM24 159V158H23ZM28 159V158H27ZM30 159V158H29ZM44 158L43 157H41V161L43 160ZM56 159H57V157H56ZM58 159L59 160H62L63 161V159H60L59 157H58ZM57 159V163H58V160ZM4 160H6V159H3L1 162L3 163V166L4 165H6V161H4ZM10 160V159H9ZM15 160V159H14ZM26 160V159H25ZM34 160H36V159H34ZM49 160V159H48ZM47 160V161H48ZM55 160V159H54ZM53 160V161H54ZM210 160H212V159H210ZM209 160V161H210ZM242 160V159H241ZM30 161V160H29ZM40 161V162H41ZM62 161H60L59 163H61ZM207 162H208V160H206ZM214 161V160H213ZM10 162H11V160H10ZM15 162L17 163V161L15 160ZM22 162V161H21ZM33 162V161H32ZM35 162V166H36V163L38 162V161H34ZM46 162V161H45ZM55 162V161H54ZM27 163H29V162H27ZM26 163V164H27ZM43 162H41L40 164H42ZM50 161L48 162V164L47 163H45V164H47V165H49L48 167H50V164H52L51 165V167H53V168H58L59 169V164H58V166H56L55 164H53V162L52 163H50ZM56 163V164H57ZM65 163V162H64ZM31 164V163H30ZM38 165V163H37V166L36 167H39V169L41 168L40 166L41 165ZM44 164V163H43ZM42 164V165H43ZM45 164L43 165L44 166V168H45ZM212 164V163H211ZM215 164L216 163H214V166H215ZM218 164V163H217ZM9 164H7V166H8ZM22 165H24V164H22ZM33 165H34V163H33ZM31 166V168L32 167H35V166ZM46 165V166H47ZM64 165V164H63ZM6 166V167H7ZM17 166H18V164H17ZM28 166H30L29 164H28ZM55 166V167H54ZM62 166V165H61ZM12 167V166H11ZM19 168H20V164H19V166H18ZM17 167V168H18ZM23 167V166H22ZM64 168V167H63ZM62 168V169H63ZM209 168V167H208ZM2 169V168H1ZM3 169H4V171H6L7 169H8V167H7V169L6 168H4L3 167ZM2 169V170H3ZM6 169V170H5ZM9 169H10V167H9ZM8 169V170H9ZM20 169H23V168H20ZM25 170H26V167L24 168ZM34 169V168H33ZM33 169H31V170H33ZM46 169V171H47V167L45 168ZM44 169V170H45ZM51 168H48V170H50ZM7 170V171H8ZM10 170H12V168L10 169ZM18 170V169H17ZM23 171L25 174L24 175H28V174H26L27 172V170L26 171ZM56 170V169H55ZM61 170V169H60ZM13 171V170H12ZM28 171H29V168H28ZM36 171H39V170H36ZM64 171H65V169H64ZM63 171V172H64ZM9 172V171H8ZM30 172V171H29ZM32 172V171H31ZM43 172V171H42ZM45 172V171H44ZM43 172V173H44ZM48 172V171H47ZM60 172V171H59ZM62 171H61V175L62 174H64ZM226 172V171H225ZM228 172H230V170L228 171ZM235 172V171H234ZM2 173H6V172H2ZM19 173H22V172H19ZM18 173V175H20ZM39 173V172H38ZM41 173V172H40ZM48 173H50V171L48 172ZM232 173V172H231ZM9 174H12V173H9ZM9 174L7 175V176H9ZM32 175H33V173H31ZM235 174V173H234ZM14 175V174H13ZM18 175H16V177L18 176ZM22 175H23V173H22ZM38 175H40V174H38ZM38 175H36L35 174V176H38ZM47 175H49V174H47ZM228 175V173H224V175H223V179H221V180H225L224 179V176H227ZM6 176V175H5ZM11 176V175H10ZM43 176H44V174L41 176L42 178H43ZM19 177V176H18ZM20 177L22 178V180L24 181V179L27 181V179L26 178H24L23 179V176H21L20 175ZM27 177V176H26ZM39 177V179H40V176H38ZM5 178V177H4ZM20 178V179H21ZM28 178V177H27ZM41 178V179H42ZM44 178H46L45 176H44ZM43 178V179H44ZM6 179V178H5ZM4 179V180H5ZM9 179V178H8ZM16 178H13V181L15 180ZM40 179V180H41ZM42 179V180H43ZM163 179V176L162 175H156V178H155V181L158 183V182H161V180ZM227 179V178H226ZM3 180V179H2ZM17 180H19L18 178L16 179V182H17V186H18V183L20 182V180L19 181H17ZM46 180H47V178H46ZM230 180V179H229ZM232 180V179H231ZM13 181L11 180V184L13 183ZM25 181V182H26ZM37 181H38V179H37ZM5 182H6V180H5ZM4 182V183H5ZM15 182V183H16ZM28 182V181H27ZM46 182V181H45ZM221 182H223V181H221ZM229 182V181H228ZM21 183V182H20ZM234 183V182H233ZM44 184V183H43ZM232 184V183H231ZM2 185H3V183H2ZM45 185V184H44ZM44 185H42V189L43 188H45L44 187ZM175 185V186H174ZM173 186L174 187H176V188H178L179 186H177L176 184H174ZM16 186V184H15V188L17 187ZM21 187H22V184L20 185ZM31 186V185H30ZM233 186V185H232ZM6 187V186H5ZM10 187V186H9ZM9 187H7V188H9ZM12 187V186H11ZM10 187V189H12L13 190V188H11ZM32 187V186H31ZM30 187V188H31ZM14 188V189H15ZM24 188V187H23ZM29 188V189H30ZM46 188H48L47 186H46ZM171 188V187H170ZM181 188V187H180ZM215 188V187H214ZM22 189V188H21ZM27 189V188H26ZM174 189V188H173ZM213 189V188H212ZM217 189V191H219V187L218 188H216ZM16 190V189H15ZM48 190V189H47ZM46 190V192L48 193V191ZM177 190V189H176ZM180 190V189H179ZM182 190V189H181ZM221 190V189H220ZM18 191V190H17ZM16 191V192H17ZM21 191V190H20ZM183 191V190H182ZM181 191V192H182ZM19 192V191H18ZM26 192L27 191H25V196H29V195H26ZM196 192H197V190H196ZM211 192H212V190H211ZM216 192V191H215ZM220 192V191H219ZM33 193V192H32ZM199 193V192H198ZM237 193V192H236ZM7 194H9V193H7ZM28 194H30V192L28 193ZM182 194V193H181ZM195 194V193H194ZM216 194H217V192H216ZM214 192H212V198H214L213 200L215 201H213L214 202V204L213 205H211V207L208 209V211L206 212V214H205V222H206V227L208 228H206V227H203V224H202V227L203 228H206V232H205V234L207 233V230H209L211 233H209V235H208V237H207V241H208V243H207V245H206V248H205V250L203 251L202 250V252H201V254L197 251V247L195 248V247H193L191 244H190V246L187 248V249H184L185 251H180L179 250V248L177 249V247L176 248H174V249H172L171 251H169L168 253H158V252H150L149 254V257H143L142 259H140V260H137V261H135V263L136 264H148V263H151V262H148L149 260L148 259H152V261H153V263H155V264H264V248L261 246L262 244V241H261V239H260V237H259V231L261 232V230H260V226H259V224L253 219V217H252V215L250 214V210L248 211V209L247 208H245V207H243L241 204H240V202H238V201H236L235 202V204L236 205H234L233 206V203L231 204L232 206H231V208H233V209H231V211H230V207L228 208V207H226V206H224V202L222 203V201H220L219 200V197H218V195H216ZM220 194V193H219ZM23 195H24V193H23ZM213 195H214V197H213ZM11 196V195H10ZM30 196H31V194H30ZM199 196H200V194H199ZM234 196V195H233ZM209 197V196H208ZM235 198H237L236 196H235ZM234 198V199H235ZM16 199V198H15ZM28 201H29V198H26ZM41 199H43V198H41ZM47 199H49V198H47ZM47 199H46V201H47ZM51 199H53V198H51ZM169 199V198H168ZM54 200V199H53ZM52 200V201H53ZM196 201H198L197 200V198L195 199ZM237 200V199H236ZM239 200V199H238ZM27 201V202H28ZM52 201H50V202H52ZM19 202V201H18ZM22 202V201H21ZM56 202V201H55ZM198 202H200V201H198ZM53 203V202H52ZM165 203V202H164ZM242 203V202H241ZM170 204V203H169ZM188 204H192V203H188ZM200 204V203H199ZM208 204V203H207ZM211 204H212V202H211ZM220 204V205H219ZM223 204V205H222ZM154 206H153V208H151V207H149V209L151 210H155L153 213H154V217L153 218H149V220H151V222L153 221V219H154V222H156V223H158V224H162V223H166L168 220H170L171 219V216L169 215V213L171 214V212H169V213H167V210H165L166 211V213L165 214H160V213H158L157 212V208H158V206L156 205L155 206V204H153ZM162 206H165L164 204H161ZM197 204H195V206H196ZM224 206V207H222V206ZM162 206H160V207H162ZM189 206H191V205H189ZM230 206V205H229ZM202 207V206H201ZM209 207V206H208ZM207 207V208H208ZM227 209H226V208ZM60 208V207H59ZM147 208V207H146ZM166 208V207H165ZM41 210V209H40ZM148 210V209H147ZM149 210V211H150ZM187 210V209H186ZM191 210V209H190ZM148 211V213H150V212H152V211H150L149 212ZM164 211V212H165ZM174 211H176V210H173V212ZM37 213H38V211H36ZM160 212V211H159ZM194 212V211H193ZM177 213V212H176ZM187 213V212H186ZM172 215V214H171ZM192 215V214H191ZM149 216H151V215H149ZM153 216V215H152ZM151 216V217H152ZM189 216H190V214H189ZM231 216V217H230ZM183 217V216H182ZM181 217V219H179L180 221H178L177 223H179V225H180V232H179V230H175V228H173L171 225L169 226V228L168 229H170L169 231H167V230H165V232H166V234H168V235H170V237H173V238H179V239H181V240H183L182 239V237L181 236H183V238H184V240H185V237L187 236L188 237V235L189 234H186L185 235V232H187L186 230H188L189 229V227L188 226H190V224H191V217H190V219L189 218H187L188 217V215L185 217V218H182ZM186 218H187V220L189 219V223L190 224H188L187 222H186ZM194 218V217H193ZM183 220V221H182ZM174 221V220H173ZM153 222V223H154ZM42 223V222H41ZM46 223V222H45ZM48 223V222H47ZM50 223V222H49ZM150 223V222H149ZM176 223V222H175ZM193 223V222H192ZM150 224H152V223H150ZM195 224V223H194ZM192 225V224H191ZM118 227V226H117ZM214 229H216L217 230V234L218 235H215L214 234ZM100 230V229H99ZM98 230V231H99ZM114 230H116V229H114ZM175 231H177V233L178 234H176L175 233ZM101 232V231H100ZM117 233V232H116ZM115 233V234H116ZM184 233V234H183ZM113 236H114V238H113ZM113 236H108L107 237V239L110 241V245H109V247H107L106 245H104L105 243H99V245L98 244H96V248H98L100 251H101V253H103V257L106 259L107 258V261H111L110 260V258H111V254L113 253V252H110L109 250H113V248L112 247H116V248H120V241H122L121 240V238L119 237V235H118V237L120 238H118V237H116V235H113ZM177 236V237H176ZM118 238L120 241H118L116 238ZM123 237V236H122ZM202 238H203V236H202ZM186 240H187V238H186ZM202 240V239H201ZM195 243H197V242H195ZM199 243V242H198ZM200 244H201V242H200ZM199 244V245H200ZM195 245V244H194ZM2 247V246H1ZM200 247V246H199ZM198 247V248H199ZM203 247V246H202ZM48 248V247H47ZM55 248V247H54ZM256 248L257 249H259L260 250V252H256ZM15 249V248H14ZM49 250H51L50 248H48ZM48 249H47V251H48ZM0 252H1V249H0ZM96 253V252H95ZM97 253H98V250H97ZM3 255V254H2ZM5 256H6V254H4ZM62 255V254H61ZM100 255V254H99ZM4 257V256H3ZM0 258H1V256H0ZM148 260V261H147ZM7 261V260H6ZM1 263V262H0ZM3 264H4V262H3ZM7 264V263H6Z\"/></svg>", "mask_w": 264, "mask_h": 264}]
</instances>
